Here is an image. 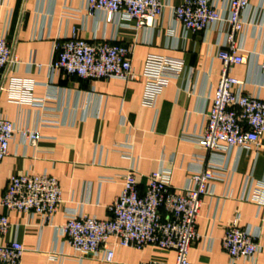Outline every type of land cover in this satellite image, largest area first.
<instances>
[{
    "label": "crops",
    "instance_id": "obj_1",
    "mask_svg": "<svg viewBox=\"0 0 264 264\" xmlns=\"http://www.w3.org/2000/svg\"><path fill=\"white\" fill-rule=\"evenodd\" d=\"M186 0H162L165 8L152 27L137 28L121 17L107 23L102 12L89 14L84 0H0V38L13 48L20 63L0 74V118L18 130H38L36 147L19 133L0 164V202L13 176L48 173L62 192V203L48 223L23 212H7L10 228L0 245L19 242L20 264H175L176 253L154 247L142 250L114 247L112 263L104 253L83 255L72 248L62 228L72 214L100 221L111 218L109 208L120 196L123 177L137 173L140 192L147 176L171 173L177 189L193 186L190 178L212 164L219 178L213 196H205L197 219L200 236L190 249L191 264H264V204L252 198L264 182V136L258 146L207 152L196 143L205 126L223 65L219 52L229 32L217 23L204 32L186 31L171 8ZM224 15L231 0H211ZM243 14L244 29L236 35L240 54L250 56L234 65L231 75L242 82L234 92L264 100V0H250ZM76 34L88 42H108L133 49L134 82L120 79L85 80L62 71L51 75L55 45ZM149 55L185 62L154 108L144 107L142 72ZM33 80L35 103L17 104L6 89L10 78ZM257 237L259 252L252 259L233 261L222 247L226 230L235 221ZM113 241V240H111Z\"/></svg>",
    "mask_w": 264,
    "mask_h": 264
},
{
    "label": "built area",
    "instance_id": "obj_2",
    "mask_svg": "<svg viewBox=\"0 0 264 264\" xmlns=\"http://www.w3.org/2000/svg\"><path fill=\"white\" fill-rule=\"evenodd\" d=\"M84 3L89 14L102 12L107 23L121 17L134 22L137 28L152 27L165 8L162 0H84ZM249 3L250 0H231L227 15L211 0H186L171 8L173 19L193 34L204 32L217 23L229 26L225 45L219 52L223 65L221 80L211 110L205 117V126L195 138L196 143L209 153L258 146L264 136V100L234 92L242 82L231 75L234 65L245 64L250 58L240 54L241 48L236 45V35L245 26L243 14ZM54 53L55 58L49 65L51 75L62 71L68 77L85 80L134 82L138 79L132 65L131 47L104 41L88 42L73 34L71 39L56 43ZM261 56L260 69L264 73V52ZM19 63L10 44L0 38V74ZM185 68L181 59L149 55L142 72V105L154 108L163 91L182 76ZM34 87L33 80L11 77L6 92L11 102L31 105L35 103ZM17 133L32 147H36L40 140L38 130H18L13 122L0 118V164L9 156L10 142ZM218 178L215 168L209 164L192 174V187L177 189L171 185V173L159 170L147 176L146 190L140 192L137 173L130 169L123 177L120 196L109 208V220L72 214L62 228L63 235L67 243L83 255L96 256L102 251L107 263L114 260V247L137 250L154 247L174 251L175 264H191L190 249L200 238L197 219L202 199L214 195ZM252 199L264 204V182L259 184ZM61 203L58 180L43 173L11 177L0 206L7 212L39 216L43 223H48ZM237 222L226 230L222 247L233 261L252 259L260 250L257 237L240 228ZM9 228L8 215H0V237L7 234ZM24 251L17 241L0 245V264H20Z\"/></svg>",
    "mask_w": 264,
    "mask_h": 264
}]
</instances>
